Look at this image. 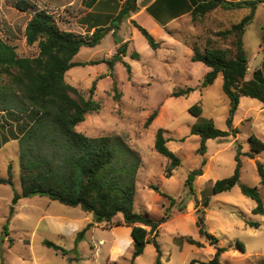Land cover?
Listing matches in <instances>:
<instances>
[{
    "label": "rangeland",
    "instance_id": "obj_1",
    "mask_svg": "<svg viewBox=\"0 0 264 264\" xmlns=\"http://www.w3.org/2000/svg\"><path fill=\"white\" fill-rule=\"evenodd\" d=\"M16 1L0 0V38L14 47L18 57H34L38 49L35 45H27L24 37V26L32 11L19 12L14 8ZM49 11L54 12V9ZM218 11L196 22L185 18L164 30L143 27L161 46L159 50L148 46V52L142 43L136 41L135 45L131 42L127 46V54L112 68L105 63L84 65L89 61L110 59L115 54L117 45L110 29L108 33L111 34L107 33L96 47L81 48L74 61L83 65L75 66L65 74V82L85 98L90 97L89 89L95 83L91 98L100 104V110L86 115L76 131L87 137L110 136L140 155L141 165L132 207L135 213L153 220L160 219L169 205L163 195L176 201L173 210L179 206L188 209L187 204L194 205L196 200L201 202L199 208L204 211V229L217 242L211 244L206 237L198 235L195 225L197 215L192 205L183 213L170 215L158 229L155 241L161 251L160 264H208L216 248L223 249L219 256L221 264H262L264 260V214L252 213L256 202L244 196L238 185L228 192L211 193L215 181L233 174L239 149L240 184L255 187L264 208V185L260 183L256 167L259 163L264 169V150L252 159L247 156L250 153V136H255L264 144V105L255 99L241 97L233 115L232 129H229L226 125L229 101L222 91V78L202 86L209 69L201 63L192 62L191 57L178 51L180 45L162 44L171 37L175 42L186 43L190 49L192 45L203 48L206 39L215 42V47H228V41H219L214 35L218 28L228 25L231 18L227 12ZM249 13V9H242L230 11L229 15L233 21L239 22ZM53 17L56 22H64V16L59 12L53 13ZM121 23L116 35L128 38L132 25ZM58 27L64 29L61 25ZM69 28L81 32L77 25ZM139 38L147 43L141 34ZM263 39L264 5L259 4L242 36L248 62L247 78L254 70L261 69L264 52L259 48L264 46ZM133 52L138 54V59L130 57ZM186 88L193 90L185 96H172L173 92ZM196 104L201 108L199 116L188 111ZM154 110H158V116L145 129L144 122ZM4 117L0 113V178H7L8 166L11 165L12 186L0 185V264H108L107 258H112L113 236L110 230H94L81 247L75 249L72 238H55L42 232L38 220L42 211L50 208L46 204V200L50 201L48 198L34 196L21 199L16 205L11 204L14 193H20L21 187L19 153L18 143L10 141L15 126L7 127L2 121ZM207 121H211L216 129L228 132V136L207 140L205 153L201 156L198 153L200 137L192 135L190 130L193 125ZM159 129L164 131L167 148L180 160V165L172 170L168 178L165 174L170 162L154 150V137ZM4 137L9 139L5 145L2 144ZM200 168L203 175L195 177L191 192L185 181L191 172ZM151 186H157L163 195ZM204 201L207 202L206 207L203 206ZM51 203L65 208L56 201ZM11 209L14 211L12 215ZM247 223H256L258 228ZM4 226L7 235L4 234ZM189 238L202 246L196 248L190 245L187 242ZM44 240L58 242L57 245L67 255L62 256L47 248ZM100 240L104 242L102 245L98 243ZM132 251V246H126L117 256L116 264H155L157 254L152 244H148L143 254L134 260Z\"/></svg>",
    "mask_w": 264,
    "mask_h": 264
},
{
    "label": "trees",
    "instance_id": "obj_2",
    "mask_svg": "<svg viewBox=\"0 0 264 264\" xmlns=\"http://www.w3.org/2000/svg\"><path fill=\"white\" fill-rule=\"evenodd\" d=\"M264 4V0H193L190 12L192 22L201 20L204 16L217 9L236 11L249 9V15L238 23L224 30H217L215 38L227 42L228 47H215V42L206 39L203 48L191 46L192 62H199L209 71L203 79L202 86L213 84L218 76L222 77V91L229 101V116L226 125L232 129V119L239 105L241 97L255 99L264 105V76L260 69L252 72L251 78L246 80L248 62L242 43V36L246 26L251 22L257 5ZM135 0H125L122 9L108 27H97L90 36H80L72 32L60 31L53 17L44 11L35 10L24 1H17L14 8L19 12L31 10L32 16L24 29L25 42L38 49L34 57L21 58L16 55L12 45L0 38V113L7 127L14 124L15 128L11 140H17L20 168V193H14L11 204L16 205L23 198L34 196L47 197L67 207H79L90 213L96 225L125 226L131 228L132 259L143 254L145 247L152 244L157 254L155 264H160L161 251L155 238L158 229L166 223L173 212L176 201L163 195L157 186H151L157 193L167 198L169 205L163 216L153 220L146 215L133 211L136 193V178L141 165L140 155L118 139L110 136L87 137L76 131V127L85 120V116L97 113L100 104L91 97L96 85L89 89V98H85L76 88L65 82V74L73 67L83 65L74 63L72 59L79 50L93 48L100 44L103 37L112 30L117 45L115 54L107 60L89 61L84 65L107 64L110 68L119 62L127 52V43H122L116 35L119 24L130 17V13L137 8ZM132 25L145 38L152 50L159 45L154 41L146 29L134 21ZM138 59V54H130ZM127 71L130 72L129 66ZM115 83H113V89ZM193 89L186 88L172 93L179 97L188 95ZM192 115L199 116L201 108L198 104L188 110ZM158 110L152 111L144 122L147 129L157 118ZM3 128V127H1ZM192 135L200 137L198 153H205V142L209 139L224 138L228 132L216 129L211 121L196 124L191 127ZM9 141L2 138V144ZM164 131L159 129L154 137V150L170 163L165 176L168 178L172 170L180 165V160L166 146ZM250 153L253 158L256 153L264 150V144L255 136L249 137ZM240 152L235 156L236 166L229 178L217 180L213 183L211 193L228 192L239 186L241 193L254 200L257 206L253 214H264L259 194L255 187L240 184ZM205 160L202 161V166ZM260 183L264 185V169L257 163ZM11 165L8 166L7 178H0V185L12 186ZM202 169L191 172L185 186L193 191L192 183L195 177L202 176ZM201 202H194L197 215L195 222L198 235L206 237L211 244L216 239L204 229V211L199 208ZM203 206H207L204 201ZM186 209L179 206L177 211ZM14 213L13 209L10 215ZM121 215V220L116 216ZM88 224L75 239L77 245L85 233L93 227ZM250 227L258 228L256 223H247ZM7 228L4 226V234ZM187 242L200 248V242L187 239ZM44 246L51 248L62 256L67 252L50 241H43ZM223 249L216 248L212 260L208 264L219 263V256ZM264 264V260L262 261Z\"/></svg>",
    "mask_w": 264,
    "mask_h": 264
},
{
    "label": "crops",
    "instance_id": "obj_3",
    "mask_svg": "<svg viewBox=\"0 0 264 264\" xmlns=\"http://www.w3.org/2000/svg\"><path fill=\"white\" fill-rule=\"evenodd\" d=\"M17 1H24L30 6H33L35 10L44 11L47 14L51 15L52 17H53V13L59 12V14H62L64 16V22L59 23L56 22L54 17L53 19L55 20V24L57 27L58 25H61L64 29L63 30L59 29V27L58 29L64 32H72L74 34H79L80 36H90L95 28L107 27L108 25H110L112 20L118 15L120 10L122 9L123 4L125 2V0H17ZM196 1H203V0H196ZM225 1H239V0H225ZM135 4L137 9L134 12L130 13V17L124 20L121 23V25H132L131 21H134L139 26L144 27L147 30L150 29L152 30L154 28H160L164 30L165 28H167L168 26H170L175 22H178L185 18H191L190 12L193 8V0H135ZM261 5L264 4L262 3ZM49 9H54V12H50ZM218 10L224 11L222 9H217L215 12H219ZM224 12H227L228 17L231 18V22L228 25H223L222 28L220 27L217 30H224L229 28L231 25L238 23L233 21L231 15H229L230 11H224ZM76 25L79 27V30L81 32L69 28L70 26H76ZM139 34L140 32L132 25L131 31L128 34L129 36L128 38L126 36L123 37L118 36V37L120 38L122 43H127V46L131 42L135 45V42L138 41L142 43L143 47L148 52H150V48L148 47L147 43H143L141 41V38H139ZM262 41H263L262 43H264V39ZM162 44H165L166 46L168 45L174 46L175 44H177V46L180 45V47L178 46L179 48L178 51L182 52L184 55H186L189 58L192 56V54L190 55L191 49L189 46H187L186 43L183 42L178 43L175 42L173 38L168 37L164 40V42H162ZM160 47L161 46H159L158 50L160 49ZM259 49L260 51L264 52V46L260 47ZM138 54H140V51ZM72 62L81 63V62H75L74 58L72 59ZM194 63H199V62H194ZM260 64H261L260 70L264 76V58L263 61L260 62ZM250 78L251 75L248 78L246 77V80ZM10 141L17 142V140H10ZM138 173H139V169H138ZM138 173H137V177H138ZM51 202H55V201L46 200L47 207L50 208L49 210L42 211V214L40 215L38 220L39 226L41 224V229L43 233H46L49 236L55 238H61V237L72 238L75 249L76 248L78 249L87 240L89 234H93L94 230L96 229L110 230L113 236L111 249H110V254L112 255V258L110 256L107 258L106 261L108 264H116L117 256H119L122 253L123 249L128 245L132 246L130 227L112 226V225H104V224L96 225L94 224V219L92 215L90 213H86L82 211L79 207L73 208V207L65 206V208H68L65 209L62 207H57L56 205H54V203ZM192 205L193 203L192 204L188 203L187 208L189 209V207ZM178 213H183V212L173 210L171 215H175ZM117 216L115 219L121 220V215L119 217ZM88 224H94V225L85 233L83 239L77 245H75V239L77 234L81 230H83ZM55 243L57 245L58 242ZM98 243L99 245L100 244L102 245V243L104 242L103 240H100Z\"/></svg>",
    "mask_w": 264,
    "mask_h": 264
}]
</instances>
